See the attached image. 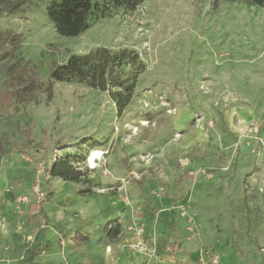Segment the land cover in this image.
Here are the masks:
<instances>
[{
    "label": "rangeland",
    "instance_id": "374dc122",
    "mask_svg": "<svg viewBox=\"0 0 264 264\" xmlns=\"http://www.w3.org/2000/svg\"><path fill=\"white\" fill-rule=\"evenodd\" d=\"M52 1L0 0V188L16 208L25 196L43 203V177L59 160L89 176L87 155L100 147L109 150L102 169L124 153L131 178L172 194L174 230L199 255L213 251L220 264L252 247L263 255L264 7L95 0L90 27L64 36L48 15ZM97 48L137 59L112 66L106 90L52 76ZM127 88L120 112L115 93Z\"/></svg>",
    "mask_w": 264,
    "mask_h": 264
},
{
    "label": "crops",
    "instance_id": "0c3cea01",
    "mask_svg": "<svg viewBox=\"0 0 264 264\" xmlns=\"http://www.w3.org/2000/svg\"><path fill=\"white\" fill-rule=\"evenodd\" d=\"M124 157L107 156L105 170H90L78 181L43 177V203L26 204L23 212L14 193L0 188V264H198L193 243L180 227L174 230L172 194L154 195L155 181L144 185L131 178ZM142 241L154 251H141ZM253 262L264 264V254L254 247L247 255L221 257V264Z\"/></svg>",
    "mask_w": 264,
    "mask_h": 264
},
{
    "label": "trees",
    "instance_id": "16d2710c",
    "mask_svg": "<svg viewBox=\"0 0 264 264\" xmlns=\"http://www.w3.org/2000/svg\"><path fill=\"white\" fill-rule=\"evenodd\" d=\"M142 0L128 1L129 8L135 9ZM253 5L264 7V0H245ZM95 7V0H53L48 6V15L54 22L57 31L64 36H77L87 30L91 25V15ZM133 59H137V54L127 49L113 53L107 48H97L86 55H72L66 62L57 66L52 73L56 80L72 81L78 78L86 81L93 87L106 90L109 84V73L111 67L122 65ZM123 93L117 91L116 97L120 112L128 104L131 98V90ZM52 176H59L66 180L78 181L87 174L75 169L66 160H59L53 164Z\"/></svg>",
    "mask_w": 264,
    "mask_h": 264
},
{
    "label": "built area",
    "instance_id": "2783aa9c",
    "mask_svg": "<svg viewBox=\"0 0 264 264\" xmlns=\"http://www.w3.org/2000/svg\"><path fill=\"white\" fill-rule=\"evenodd\" d=\"M249 129L254 132V133H258L259 132V126L256 125L255 122H252ZM109 150L108 149H103V148H94L92 150L89 151V154L87 155L86 158V167L89 170H96L100 167H102L105 159H106V155L108 154ZM39 191V187H35L33 189V193H37ZM37 200V199H35ZM22 203H30L32 202V199H30L29 197L25 196L23 198H21ZM19 229L22 228V226H18ZM136 231L138 233H143L144 229L143 228H136ZM29 238H32L29 236ZM138 248L141 251L144 252H149V251H154V247H149L146 243L139 242L137 244ZM198 264H220V256L218 254H216L213 251H205L203 255H200V257L198 258Z\"/></svg>",
    "mask_w": 264,
    "mask_h": 264
}]
</instances>
